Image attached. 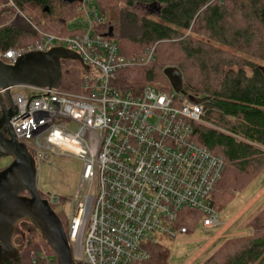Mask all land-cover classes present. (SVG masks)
<instances>
[{
    "label": "built area",
    "instance_id": "built-area-1",
    "mask_svg": "<svg viewBox=\"0 0 264 264\" xmlns=\"http://www.w3.org/2000/svg\"><path fill=\"white\" fill-rule=\"evenodd\" d=\"M79 4V15L61 32L28 21L37 39L0 52L1 61L14 65L25 54L65 48L89 69L81 67L77 93L25 87L12 95L11 128L37 169L61 158L82 165L68 215L76 264H149L148 245L188 234L175 226L184 209L202 213L207 230L220 225L211 197L224 161L192 139L194 124L203 123L202 105L158 86L120 88L119 74L154 61L156 48L124 57L116 41L104 37L106 19L87 0ZM52 252L32 253L31 264H55Z\"/></svg>",
    "mask_w": 264,
    "mask_h": 264
},
{
    "label": "trees",
    "instance_id": "trees-1",
    "mask_svg": "<svg viewBox=\"0 0 264 264\" xmlns=\"http://www.w3.org/2000/svg\"><path fill=\"white\" fill-rule=\"evenodd\" d=\"M87 1L102 17L109 10L125 12L115 36L124 57L133 59L146 48H156L154 61L119 74L122 90L160 85L163 92L171 93L164 70L174 67L182 73L184 90L205 110L203 123L193 126L192 139L224 161L211 197L216 212L224 211L235 195L264 172V0ZM5 4L6 0H0L4 6L0 10V52L17 50L37 39L28 21L39 26L45 21L44 30L56 32L77 14L80 5L64 0H13V7ZM135 5L150 6L154 13L139 18L130 12ZM102 29L109 27L104 24ZM62 66V90L79 92L80 64L66 61ZM66 204V197H58L51 207L68 233ZM203 218L196 210L184 209L175 226L193 234ZM246 229L251 230L249 236L225 242L201 264H264V209ZM12 246L16 256L0 264H31L32 253L49 250L28 218L15 224ZM147 248L149 264H169L170 250L161 241ZM51 255L57 264L54 252Z\"/></svg>",
    "mask_w": 264,
    "mask_h": 264
},
{
    "label": "water",
    "instance_id": "water-1",
    "mask_svg": "<svg viewBox=\"0 0 264 264\" xmlns=\"http://www.w3.org/2000/svg\"><path fill=\"white\" fill-rule=\"evenodd\" d=\"M64 2L73 4L83 0ZM104 37L114 39V28L110 27ZM66 61L78 62L86 73L89 71L78 54L65 48L28 53L18 58L14 65L0 60V154L13 159L9 167L0 171V263L16 256L13 254L12 232L17 221L28 218L54 252L57 264H76L65 228L51 207L58 202V196L52 198V202L42 199L36 161L27 147L16 140L10 124L17 114L11 90L30 87L59 91L63 83L62 63ZM164 76L172 91L196 103V98L184 90L179 69L166 68Z\"/></svg>",
    "mask_w": 264,
    "mask_h": 264
},
{
    "label": "rangeland",
    "instance_id": "rangeland-1",
    "mask_svg": "<svg viewBox=\"0 0 264 264\" xmlns=\"http://www.w3.org/2000/svg\"><path fill=\"white\" fill-rule=\"evenodd\" d=\"M79 8L80 5L77 8V14L71 19L79 15ZM130 12L142 18L153 14L154 9L150 6L135 5ZM104 15L106 26L114 28V34L116 36L119 31V23L123 22L126 17L125 12L121 14L119 11L109 10ZM36 25L41 30H44L43 27L47 24L43 21L40 26L39 24ZM62 28L60 27L56 32L50 33L61 32ZM113 40L117 42V38ZM22 92H26L25 87H17L12 90L11 94L14 95ZM12 162L13 159L11 157H0V171L9 167ZM81 169V163L74 158L55 159L49 166L44 165L38 167V188L40 194L46 197V199L48 197L50 202L56 196L61 198L66 197L67 204L65 211L67 216L71 209V197H73L78 189ZM263 209L264 172L244 192L235 195L234 200L224 211L218 213L220 221L218 227L207 230L200 224L193 234L179 236L174 240H161L162 245L170 250L169 264H201L213 255L217 249L221 248L225 242L233 240L234 238L249 236L251 230L246 229L247 223ZM14 232H17V227Z\"/></svg>",
    "mask_w": 264,
    "mask_h": 264
},
{
    "label": "flooded vegetation",
    "instance_id": "flooded-vegetation-1",
    "mask_svg": "<svg viewBox=\"0 0 264 264\" xmlns=\"http://www.w3.org/2000/svg\"><path fill=\"white\" fill-rule=\"evenodd\" d=\"M46 199V198H45ZM46 200H48V201H50V199L47 197V199Z\"/></svg>",
    "mask_w": 264,
    "mask_h": 264
}]
</instances>
